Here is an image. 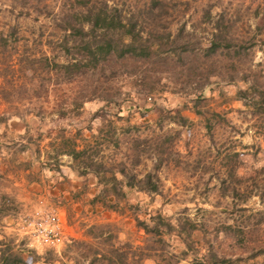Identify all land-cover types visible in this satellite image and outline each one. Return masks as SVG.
Wrapping results in <instances>:
<instances>
[{
	"label": "rangeland",
	"instance_id": "obj_1",
	"mask_svg": "<svg viewBox=\"0 0 264 264\" xmlns=\"http://www.w3.org/2000/svg\"><path fill=\"white\" fill-rule=\"evenodd\" d=\"M105 2L125 15L136 16L141 33H150V39L161 41L163 49L145 58L116 61L113 57L92 75L67 84L62 79L51 82L43 59L36 70L29 69L28 77L8 67L26 51L43 57L59 48L56 41L64 33L63 27L76 22L77 16L84 17L87 7L96 10ZM263 20L264 0H0V115L23 111L26 105L35 107L32 113L39 110L43 114L42 119L32 113L25 120L0 119L5 140L1 146L9 147L11 139L26 141L21 137L26 122L32 126L35 141L38 131L43 132L39 140L43 157L59 127L73 130L90 123L93 129L84 128V134L99 127L106 132L105 118H112L124 137L121 147L105 150L108 161L110 157L132 161L130 136L160 134L161 141L166 135L173 140L170 153L159 154L160 192L132 191L121 202L126 208L123 213L97 201L92 204L90 199L98 187L90 185L89 179L84 189L81 178H76L77 186L62 180L50 187L41 167L34 166L36 181L26 186L20 172L11 178L0 168V239L9 240L31 264H61L69 255L66 244L50 246L24 233L25 215L37 207L59 212L67 235L74 237H86L90 223L113 222L120 239L137 244L144 241L145 233L136 226L134 207L128 204L139 203L141 210L165 218L180 216L185 227L194 222L197 228L192 234L183 230L181 236L198 257L208 253L210 259L212 254L230 257L232 264H264L263 254L250 256L255 245L264 242V111L244 103L250 90L242 95L237 91L239 87L246 90L252 81L258 83L259 91L264 90ZM213 28L222 33L218 38L222 43L209 54L206 48ZM227 40L231 41L228 46ZM10 54L12 60L8 61ZM205 85V96L195 106L192 97ZM75 92L83 99L82 106L60 114L59 103ZM106 95L139 106L155 104L144 114L133 109L116 120L110 110L103 114ZM179 114L186 117L185 122L177 121ZM128 125L133 126L130 132L124 130ZM9 148L14 151L17 146ZM25 151L14 158L0 153V159H25L29 150ZM147 153H141L138 171L145 168ZM146 161L150 168L152 159ZM14 167L25 169L20 162ZM60 204L65 206L58 211ZM173 231L171 244L155 243L162 257L169 256L167 249H184L176 226ZM182 257L181 264L192 256Z\"/></svg>",
	"mask_w": 264,
	"mask_h": 264
},
{
	"label": "trees",
	"instance_id": "obj_2",
	"mask_svg": "<svg viewBox=\"0 0 264 264\" xmlns=\"http://www.w3.org/2000/svg\"><path fill=\"white\" fill-rule=\"evenodd\" d=\"M76 18V22H71L67 27H63L65 31L56 41L59 48L52 49L50 54L44 53L43 57H36L34 53L26 51L15 59L17 60L16 63L13 61V64L8 65V67H11L13 72L17 71L19 74H25L28 77L29 69L36 70L35 65H38L43 59L46 64V73L51 82L56 79L55 83H58L59 79H62L67 84L79 77L92 75L100 66L103 67L106 62L110 63L113 57L116 58V61L134 56L145 58L150 57L151 54H157L163 49L161 41L151 40L150 33H141L140 27L137 26L139 21L136 16L125 15L116 5H108L105 2L96 10L90 6L86 8L84 17L77 16ZM221 34L219 30L212 29L210 45L206 48L207 53L211 54L221 46L222 40L218 39ZM226 42L228 46L231 41L227 40ZM12 56L9 55L8 61L12 60ZM256 83V81H252L246 90L239 87L237 91L239 95H242L250 90L249 98L244 103L251 108L264 111V90L259 91L258 83ZM207 85L200 92L194 93L192 99L195 106H197V101L205 96ZM262 86L264 87V82ZM69 96L68 100L71 99L70 101L65 100L63 104L59 103L58 112L60 114H63L66 109L78 110L82 106L83 99L78 98L77 92L71 93ZM104 97L106 99L105 108L107 109L103 114L110 110L116 120L124 118V115L133 109L144 114L152 108V104H155L139 106L134 102L119 101L108 95ZM26 106L23 111L16 109L14 112L1 114L0 119L2 121L6 119L7 121L25 120L26 115L35 110V107ZM32 115L42 119L43 114L42 111L36 110ZM93 116L95 118L96 115ZM178 119L177 121L183 123L186 117L179 114ZM105 120L108 121L107 125H109L106 132L99 127L88 135L83 133V129H93L90 123H86L84 127H75L73 130L63 126L59 127L55 135L47 142L50 149L44 153L43 157L39 142L43 132L38 131V141H35L31 133L32 126L29 123L25 122V129L21 133V137H24L26 141L11 139L8 140V145L9 147L17 146L14 149L16 155L29 150L28 158L22 161L24 162L22 166L25 168H30L32 165L41 167L48 186L54 187L58 181L66 180L68 174L65 171L70 172L71 169L76 175L84 177L82 178L84 179L81 184L82 189L88 184L86 179H91L92 186L98 187V191L90 199L92 204L97 201L104 208L123 213L126 208L121 202L132 191L160 192L161 178L157 169L162 158L159 154L170 153L173 140L169 135H166V138L161 141L159 139L160 134L152 137L130 136L131 141L128 143L132 150L130 154L132 161H115L116 158L112 157L108 161L105 160L107 159L105 150L121 147L124 143L122 140L124 137L122 138L118 134L119 126L114 124L112 118H105ZM130 127L133 126L128 125L124 127V130L130 132ZM3 143L5 140H0V146ZM145 151L148 152L143 161L145 168L138 171L137 166L141 163V153ZM64 156H67V159H64ZM148 158L152 159L150 168L146 161ZM32 175L33 173L30 171L27 173L29 183L36 181ZM261 200H263L264 205V199ZM57 201H61L59 197ZM128 205L134 207L132 216L135 224L145 233L142 243L135 244L130 240L120 239L118 226L113 222H93L86 226V237H74L72 235L65 237L64 244H66L69 252L66 261L71 260L74 264H181L180 259L185 258L182 255L187 256L190 253L192 257H188L187 262L183 264H193V259L200 264H232L230 257H218L212 254L213 259H210L208 253L198 257L197 253L191 251L192 249L181 234L185 230L186 234L190 236L197 228L194 222L191 221L190 225L185 227L181 223L180 216L165 218L161 213L153 214L150 211L141 210L139 203H129ZM175 226L179 240H184V249L180 252H176L175 249L174 251L167 249L169 256L162 257L163 254L158 253L155 243L171 244L170 237L171 234L175 233L173 231ZM255 248L257 249L250 256L263 254L264 258V242L255 245ZM148 259H151L152 263H147ZM66 261H62L61 264ZM0 264H31V262L20 250L12 246L9 240L0 239Z\"/></svg>",
	"mask_w": 264,
	"mask_h": 264
},
{
	"label": "built area",
	"instance_id": "obj_3",
	"mask_svg": "<svg viewBox=\"0 0 264 264\" xmlns=\"http://www.w3.org/2000/svg\"><path fill=\"white\" fill-rule=\"evenodd\" d=\"M22 228L37 241L54 247L63 244L68 236L59 213L40 207L23 217Z\"/></svg>",
	"mask_w": 264,
	"mask_h": 264
},
{
	"label": "crops",
	"instance_id": "obj_4",
	"mask_svg": "<svg viewBox=\"0 0 264 264\" xmlns=\"http://www.w3.org/2000/svg\"><path fill=\"white\" fill-rule=\"evenodd\" d=\"M9 121V120H8ZM8 126H10L11 128H13L12 127V124L10 125V124H8ZM7 131H8V129H7ZM4 134L2 133V131L0 132V140H2L3 138H4V136H3ZM25 153L27 152V151H24ZM23 152V153H24ZM0 153L1 154H6V155H4L6 158H8V156H9V158H14V157H16V154H15V152L12 150V148H9V147H6L5 146V148H4V146H0ZM4 157V158H5ZM23 160H25V159H0V165H4L5 166V168L3 169V166H0V168L4 171H1V172H3V174L4 175H6V176H9V177H16L18 174H19V172L21 173V175H23V176H21L22 177V183H24V184H26V186L27 185H29L30 183H29V180H28V178H27V173L30 171V172H33V170H35V168H34V165H32V166H30V168H28V167H26L24 170L22 169L21 171L20 170H18L17 168H15L14 166L17 164V162H20V163H22V164H24V162H22ZM27 160V159H26ZM7 167V168H6ZM8 167H10L9 169H8ZM32 168V169H31ZM65 173L66 174H68L67 175V178H66V180L63 182L64 184L65 183H67V182H69V181H72V183L74 184V185H76L77 186V182H79L76 178H84L83 176H80V175H76L75 173H73V171L70 169V172H68V171H65ZM38 175H40V176H42V172L40 171V169H39V172H38ZM70 179V180H69ZM40 181V180H39ZM76 182V183H75ZM89 184L90 185H92L93 184V182H91V179H89ZM61 191H63V189L61 190ZM21 199H23V197H21ZM64 206H65V204H60L59 206H57V209H58V211H60V210H62V209H64ZM59 213V212H58ZM60 215V214H59Z\"/></svg>",
	"mask_w": 264,
	"mask_h": 264
}]
</instances>
